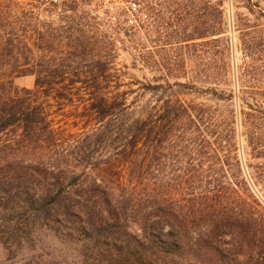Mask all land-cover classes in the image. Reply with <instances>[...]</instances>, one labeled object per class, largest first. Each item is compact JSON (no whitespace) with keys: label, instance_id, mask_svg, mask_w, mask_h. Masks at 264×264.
<instances>
[{"label":"trees","instance_id":"obj_1","mask_svg":"<svg viewBox=\"0 0 264 264\" xmlns=\"http://www.w3.org/2000/svg\"><path fill=\"white\" fill-rule=\"evenodd\" d=\"M2 1L0 239L8 259L82 264L80 230L157 264H264V31H241L237 60L219 4L182 0V16L167 9L164 65L154 51L116 46L152 32L159 0H65L45 16ZM121 51L130 69L159 77L122 71ZM29 76L32 89L13 85ZM48 99L82 110L85 127L54 129Z\"/></svg>","mask_w":264,"mask_h":264},{"label":"rangeland","instance_id":"obj_2","mask_svg":"<svg viewBox=\"0 0 264 264\" xmlns=\"http://www.w3.org/2000/svg\"><path fill=\"white\" fill-rule=\"evenodd\" d=\"M24 9L35 8L38 12L42 13L45 16V9L51 10V7H41L37 4L28 1L21 0H10ZM65 0H60L59 3H62ZM88 2L90 0H76ZM171 1V2H170ZM213 3H218L223 15V23L225 28L224 37L229 41L231 50L235 53L236 59L241 58L240 49L241 42L240 37L243 29L245 27L253 26L254 29H262L264 31V19L259 17V9H264V0H210ZM173 2V3H172ZM58 3V4H59ZM0 4H3V1L0 0ZM160 6H154V9L160 11L156 15L153 22L152 32L149 35L141 32L139 40L136 44L124 43L116 44L117 47L123 48L125 46H136L144 50H151L156 52L155 59L158 63L165 65V60L160 61L159 52L161 48L168 47L169 39L167 34L172 32V27L167 26L173 22V17L168 13V10L172 11L173 9L177 10L178 15H183V10L186 7V3L182 0H159ZM169 4V5H168ZM171 4V5H170ZM119 6V5H118ZM193 7L196 10L197 3H193ZM169 8V9H168ZM92 16L102 17V11L96 7V5L90 4L89 8ZM168 9V10H167ZM162 17V18H161ZM55 18V17H54ZM141 19L142 16L139 15ZM56 19V18H55ZM166 23V25H164ZM183 24V23H180ZM180 28V26H179ZM242 31V32H241ZM181 33V32H180ZM199 41H196L198 43ZM178 46V45H177ZM183 47V45H179ZM183 50V49H181ZM181 53V52H180ZM117 67L122 71L127 72L128 74L134 76L135 79L139 81L152 80L153 78L159 77L157 73H150L147 69L139 66L137 70H132L130 65V59L128 55L124 52H120L119 58L117 60ZM239 62L237 61V65ZM198 70H201L198 69ZM131 77V76H126ZM33 77H23L18 78L13 81V85L18 89H32L33 88ZM149 99V96L146 97ZM185 99L194 100L195 97H186ZM202 97H197L195 101L201 102ZM45 110L47 112L48 120L51 122V125L54 129L63 131L64 134H74L79 133L81 129L87 124L84 123V120H81L82 110H76L74 106H71L68 102H57L56 100L48 99L45 103ZM82 218V215H79ZM78 239L81 240L82 247V258L77 259L82 262V264H157L153 260L140 256L136 252H130L124 245L125 243L115 242L111 239H100V240H90L84 234V231L77 230L75 232ZM1 236V235H0ZM6 241L0 239V264H26L30 263V258H22L19 256L14 257L13 259H8L7 254L3 251L2 242ZM6 247V246H5ZM20 255V254H19ZM24 256H27L26 253H23ZM31 264H35L31 262Z\"/></svg>","mask_w":264,"mask_h":264},{"label":"built area","instance_id":"obj_3","mask_svg":"<svg viewBox=\"0 0 264 264\" xmlns=\"http://www.w3.org/2000/svg\"><path fill=\"white\" fill-rule=\"evenodd\" d=\"M21 1H28V2H32L34 4H37L41 7H51L53 5H56L60 2V0H21ZM95 3H103V4H108L110 3V1L112 0H93ZM116 2L115 5H117L121 0H113Z\"/></svg>","mask_w":264,"mask_h":264}]
</instances>
